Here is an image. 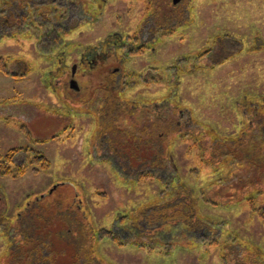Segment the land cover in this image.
Segmentation results:
<instances>
[{
	"label": "rangeland",
	"instance_id": "1",
	"mask_svg": "<svg viewBox=\"0 0 264 264\" xmlns=\"http://www.w3.org/2000/svg\"><path fill=\"white\" fill-rule=\"evenodd\" d=\"M104 74L118 95L103 107ZM161 112L181 120L153 158L168 170L139 176L119 129ZM228 142L240 164L239 148L218 154ZM14 148L51 166L0 175V264H26L23 224L44 234L35 264H264V0H0V152ZM184 196L164 245L128 232Z\"/></svg>",
	"mask_w": 264,
	"mask_h": 264
},
{
	"label": "trees",
	"instance_id": "2",
	"mask_svg": "<svg viewBox=\"0 0 264 264\" xmlns=\"http://www.w3.org/2000/svg\"><path fill=\"white\" fill-rule=\"evenodd\" d=\"M33 1V0H32ZM21 19H23L21 17ZM61 29L59 27H55V31L54 33L58 32V30ZM58 39L60 40V36L58 37ZM57 40L55 39L54 42H56ZM94 61H91V64H94V62H97L96 57H93ZM101 60H98V62H100ZM102 62V61H101ZM100 62V63H101ZM104 63L106 62L105 60L103 61ZM107 75L108 74H104L102 75V80L100 82H97L96 84V89L95 91L97 92V95H100V101L102 106H106V104H112L113 102H116L115 98H117V90L114 89V87L116 86L115 84H113V82H111V80L109 79L107 81V83L105 82V80L107 79ZM105 82V84H103ZM119 83H121V80H119ZM101 87L103 89H101ZM100 91L102 92L100 94ZM106 91V92H105ZM108 93V94H107ZM103 94H107V96L105 97V95ZM101 95H103L104 98H101ZM98 97V96H96ZM102 108V107H101ZM121 108V107H120ZM168 109V108H167ZM112 110V109H111ZM118 111H121L118 109ZM162 111V109L160 110ZM181 111V110H180ZM107 110L105 108V126L108 129V125L107 122L109 121V119L106 117ZM179 112V110H178ZM100 115L102 118V115L104 114V111L100 110ZM163 114V112H161ZM179 114V113H178ZM183 114V113H182ZM161 117V118H160ZM158 120H151V122L148 125H144L142 127H140L137 130H122L119 129V132H123L125 133L124 136H126L129 140H127L125 146L130 144V149H128L127 147L125 148L127 153L131 152V157H129V162L131 165L132 162V157L133 159H135L136 162H139L142 156H145V158L143 159V166L146 168L145 171H141L139 172V176L144 175H151V176H155L154 173L158 171H165L166 169L168 170V168L163 164H158L159 162L154 161L153 158L158 157V148H166L167 146V139L169 136H173V135H180V131H181V120L173 115L170 114V112H166L165 115L163 114V116H160ZM114 118V117H112ZM162 119H164V123L162 122ZM111 122L114 125V121L111 119ZM118 126V125H116ZM107 133L109 131H106ZM195 137V136H193ZM155 139V140H154ZM166 142V143H165ZM113 143V141H112ZM134 143V144H133ZM227 143V142H226ZM114 144V143H113ZM132 144H133V150H132ZM116 145V144H115ZM224 147L225 153L223 155L226 154V150L228 151V147H235V148H239L238 150L233 152V157H235L236 163L240 164V157L237 155V152H245L243 149H241V144L240 142H228V144H223V145H219V152L216 151L217 147L213 148L212 151H214V154L218 155L219 153L222 154V150L221 147ZM138 148H144L146 150V152L144 153V155L141 154V156H138L135 152L137 151ZM258 148H260L258 146ZM218 152V154H217ZM247 153V152H245ZM255 155L261 159V162L263 161L264 164V158L262 159L261 155L262 152L259 151H255ZM20 155H25L26 159L29 157H32L31 162H19V156ZM222 155V156H223ZM228 155V154H226ZM232 156V155H231ZM138 158V159H137ZM163 161V160H162ZM27 163H29V167H36V168H32V170L35 171H40L38 169H48L51 166L50 161L44 156V154L42 153H35V152H29V150L27 148H14L9 150L8 152H6L5 154L0 152V175H4V176H8V175H25L26 173H28V167H27ZM253 163V162H252ZM124 164V161H123ZM244 164V163H243ZM140 165V166H142ZM139 166V165H137ZM259 166V165H258ZM12 167H14V169L12 170ZM242 169V168H240ZM261 169V168H260ZM259 172V174H258ZM256 173V175H261V173L264 175V171H258ZM171 173V172H170ZM156 174V173H155ZM237 172H234L233 175H237ZM159 180L161 181L162 179L160 178V176H158ZM261 179V176L259 177ZM254 178H248L245 179L244 182H241V179L238 181V184H236L239 188H234V194L236 195L237 193H239V195L247 190H252L255 189V182L253 180ZM259 179V180H260ZM163 181V180H162ZM254 181V182H253ZM167 183V185H170V179L168 178V180H165V184ZM177 183V182H176ZM244 184V185H243ZM241 185V186H239ZM239 189V190H238ZM237 190L239 192H237ZM237 192V193H236ZM233 194V195H234ZM185 202L187 204H177L171 207L168 206H163V204L159 205H155L152 206V210H150L147 214L145 213V217L143 219V221H139V222H134L132 225H130V227L128 226V232L134 234V236H137L138 238H149V240L154 243V244H161L164 245L163 241V236L172 233L174 234V232L176 233V230L180 228V225H182L183 223L187 222L186 217H183L182 215H185V208H187V206H189V204H191L189 197L187 196L185 198ZM39 200H37L34 204H37ZM167 202H165L164 204H166ZM264 215V214H263ZM37 215L32 214V213H28V216H26L25 219H28L29 221L32 220L34 221ZM42 220L44 222L47 221V219L45 218L44 214H42ZM146 223L147 226H143L144 222ZM199 220L196 221L195 225H191L192 228H197L196 226L199 225L198 222ZM35 222V221H34ZM76 222H79V219L77 218ZM80 223V222H79ZM189 223V222H188ZM187 223V225H188ZM35 224V223H34ZM85 228V225L83 226ZM34 225L32 228L30 227H26L24 224L22 225V228L20 226L21 232L22 234L19 236L20 238H22L21 244L20 246L23 247V249H25L27 254V262H25L26 264H35V263H39V262H46L47 258L44 255L43 252V247H42V241H43V236L44 234H39V237L37 238V236L35 235L36 238H34V236H32L31 234L28 236L26 235L25 232H27L29 234L30 229H33ZM36 230V229H34ZM83 231V229H81ZM186 232V231H185ZM81 236V235H80ZM91 238H93L92 236H89V242H91ZM17 240V239H15ZM144 244V243H143ZM42 248V249H41ZM87 251L88 249H90V247L85 248ZM89 252V251H88ZM12 254V252H11Z\"/></svg>",
	"mask_w": 264,
	"mask_h": 264
},
{
	"label": "water",
	"instance_id": "3",
	"mask_svg": "<svg viewBox=\"0 0 264 264\" xmlns=\"http://www.w3.org/2000/svg\"><path fill=\"white\" fill-rule=\"evenodd\" d=\"M180 0H174V4H177ZM72 86H75V84H72ZM76 88V87H75Z\"/></svg>",
	"mask_w": 264,
	"mask_h": 264
},
{
	"label": "flooded vegetation",
	"instance_id": "4",
	"mask_svg": "<svg viewBox=\"0 0 264 264\" xmlns=\"http://www.w3.org/2000/svg\"><path fill=\"white\" fill-rule=\"evenodd\" d=\"M76 75V74H75ZM74 77V74L72 75V78ZM72 81H74V79H71V83L72 84H75V83H73Z\"/></svg>",
	"mask_w": 264,
	"mask_h": 264
}]
</instances>
